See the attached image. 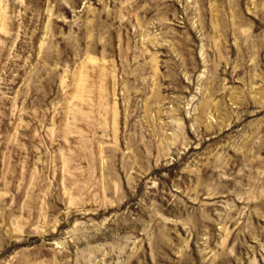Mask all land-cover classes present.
I'll use <instances>...</instances> for the list:
<instances>
[{"label":"rangeland","instance_id":"374dc122","mask_svg":"<svg viewBox=\"0 0 264 264\" xmlns=\"http://www.w3.org/2000/svg\"><path fill=\"white\" fill-rule=\"evenodd\" d=\"M0 264H264V0H0Z\"/></svg>","mask_w":264,"mask_h":264}]
</instances>
